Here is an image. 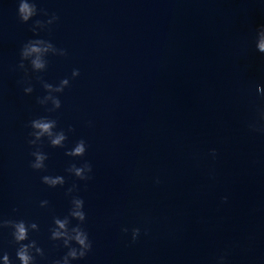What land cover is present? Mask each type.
Returning a JSON list of instances; mask_svg holds the SVG:
<instances>
[{"label": "water", "instance_id": "1", "mask_svg": "<svg viewBox=\"0 0 264 264\" xmlns=\"http://www.w3.org/2000/svg\"><path fill=\"white\" fill-rule=\"evenodd\" d=\"M17 3L0 0V218L39 225L29 234L45 253L37 264L66 251L49 229L67 214L73 183L93 243L78 264H217L222 255L226 264H264V135L248 127L264 105L256 90L264 55L253 42L264 2L37 0L59 17L40 38L68 55L49 57L44 73L29 69L31 96L17 65L23 44L37 37L32 22L19 21ZM73 69L80 77L50 115L74 132L65 148L42 142L49 158L35 172L28 125L49 115L36 102L45 95L37 77L56 84ZM80 139L87 153L70 160L65 150ZM84 161L90 181L66 175ZM44 175H63L64 188H48ZM133 228L141 230L135 242ZM16 247L10 230H0V252L19 264Z\"/></svg>", "mask_w": 264, "mask_h": 264}, {"label": "clouds", "instance_id": "2", "mask_svg": "<svg viewBox=\"0 0 264 264\" xmlns=\"http://www.w3.org/2000/svg\"><path fill=\"white\" fill-rule=\"evenodd\" d=\"M264 2V0H262ZM17 16L22 24L31 23V32L34 39H29L20 49L17 65L18 70L24 73L25 79L23 84V93L25 96H31L34 92L32 81L29 73L39 74L48 70L49 57L66 58L68 53L64 48H58L50 39L40 38L41 33L51 32L52 27L58 23L59 17L53 12L49 13L43 8H38L37 0H18ZM38 16L44 19H36ZM34 21V22H33ZM255 50L264 55V24L259 25L255 31L254 37ZM80 77V71L73 69L70 77L60 79L56 84L48 83L42 78L37 77L38 82L43 88L45 95L37 98L39 104L49 115L39 116L30 121L28 127L29 132L28 144L29 147L35 150L31 152L32 160L29 163L30 168L35 172L46 170V162L48 155L42 150V142L47 141L51 148H65L68 141V135L74 132V129L69 126L66 130L58 127L56 119L51 118V113L59 111L62 107L60 96L63 95L65 89L71 86V82ZM257 95L264 98V85L256 86ZM259 119L254 123H249L248 127L251 132L264 135V105L257 109ZM89 122V127H91ZM88 150V144L84 139L75 142L70 148L65 150V156L70 160H83ZM210 155L213 159L216 158V150L212 149ZM68 176L74 177L75 180L88 182L92 179L93 167L88 161L81 164L72 163L65 169ZM41 182L50 189L64 188L66 184L63 175H44L41 177ZM159 184V179L155 181ZM79 187L73 183L68 187L65 196L69 198V208L67 214L63 217H53L52 226L49 229V239L61 245L65 249L62 255L54 264H78L84 261L88 254L92 251L93 243L89 237V233L84 228L87 221L85 212V201L78 193ZM227 201V197H224ZM49 202L42 200L41 208H47ZM75 221V224H73ZM9 229L13 243L17 246L15 258L19 264H37V258L41 260L45 258L43 248L37 241L30 239L29 234L39 232V225L35 222H26L25 220H9L0 218V230ZM122 231L127 234L128 228H123ZM141 234L140 228L131 229V240L135 242ZM147 233H145L146 235ZM0 264H14L10 255L7 252H0ZM217 264H226V257L220 256Z\"/></svg>", "mask_w": 264, "mask_h": 264}]
</instances>
